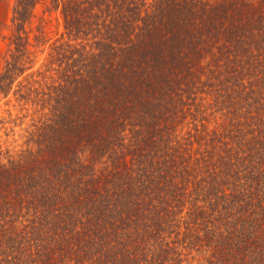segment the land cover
Returning a JSON list of instances; mask_svg holds the SVG:
<instances>
[{
    "label": "trees",
    "instance_id": "16d2710c",
    "mask_svg": "<svg viewBox=\"0 0 264 264\" xmlns=\"http://www.w3.org/2000/svg\"><path fill=\"white\" fill-rule=\"evenodd\" d=\"M4 38L0 264H264V0H15Z\"/></svg>",
    "mask_w": 264,
    "mask_h": 264
},
{
    "label": "rangeland",
    "instance_id": "374dc122",
    "mask_svg": "<svg viewBox=\"0 0 264 264\" xmlns=\"http://www.w3.org/2000/svg\"><path fill=\"white\" fill-rule=\"evenodd\" d=\"M15 0H0V69L3 64V56L7 49V40L4 38L9 33V25L11 24V17H12V9ZM37 18L35 20V25L40 23L39 18L42 16V9L39 8L37 11ZM48 23L46 25V33L47 37L51 39V42L57 39L60 36L62 31V25L60 20L57 18L56 14L47 15ZM49 44L45 46L47 48ZM46 53H40L39 59L37 62L36 67L40 66L44 60ZM8 107L4 105L2 102L0 103V137L4 145H9L10 147H17L21 143V138L19 136L21 132L20 127H15L16 134H13L11 131L13 125L12 123H5L4 125L1 123V119L5 118L9 120L8 113L6 109ZM12 109L13 114L16 116L18 114V109L14 107H10ZM13 115L12 118L15 116ZM22 114H20L21 116ZM9 133V135H7ZM17 140V141H15Z\"/></svg>",
    "mask_w": 264,
    "mask_h": 264
}]
</instances>
